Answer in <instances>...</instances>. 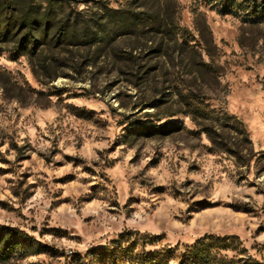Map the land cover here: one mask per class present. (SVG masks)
I'll return each mask as SVG.
<instances>
[{
    "label": "rangeland",
    "instance_id": "obj_1",
    "mask_svg": "<svg viewBox=\"0 0 264 264\" xmlns=\"http://www.w3.org/2000/svg\"><path fill=\"white\" fill-rule=\"evenodd\" d=\"M19 1L55 29L0 42V232L45 250L0 264H124L127 246L178 264L206 236L217 260L264 264L252 0Z\"/></svg>",
    "mask_w": 264,
    "mask_h": 264
},
{
    "label": "trees",
    "instance_id": "obj_2",
    "mask_svg": "<svg viewBox=\"0 0 264 264\" xmlns=\"http://www.w3.org/2000/svg\"><path fill=\"white\" fill-rule=\"evenodd\" d=\"M224 4L223 11L228 12V8L234 1H221ZM251 2V1H250ZM25 1L19 0H0V42L15 39L22 32L24 38L19 41V50L23 52L29 44L36 45L43 38L48 37L55 29L52 25V10L45 8L43 11L35 8L27 9ZM252 13L256 16H264V2L258 3L257 0H252ZM114 19L113 16H110ZM121 22H125L127 26L145 22L147 18L142 16V13H134L133 15H123ZM150 22H160V15H152ZM26 39V41H25ZM211 236H206L198 243L191 245L181 253L178 257V264H234V260H226L221 257L217 260L216 257L210 254ZM149 243L155 240L149 237ZM226 241V240H225ZM145 243H148L147 241ZM229 245L225 244L221 249H227ZM127 259L124 264H169L174 255L171 248L149 251H134L131 246H127ZM45 250V247L29 237L25 233L15 231L12 235H7L0 232V261L8 260L15 255L27 256L29 254L40 253ZM245 264H259L254 259L245 261Z\"/></svg>",
    "mask_w": 264,
    "mask_h": 264
}]
</instances>
